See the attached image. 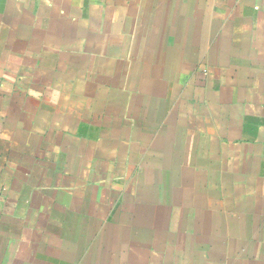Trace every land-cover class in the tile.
<instances>
[{"label": "crops", "instance_id": "1", "mask_svg": "<svg viewBox=\"0 0 264 264\" xmlns=\"http://www.w3.org/2000/svg\"><path fill=\"white\" fill-rule=\"evenodd\" d=\"M0 264H264V0H0Z\"/></svg>", "mask_w": 264, "mask_h": 264}, {"label": "rangeland", "instance_id": "2", "mask_svg": "<svg viewBox=\"0 0 264 264\" xmlns=\"http://www.w3.org/2000/svg\"><path fill=\"white\" fill-rule=\"evenodd\" d=\"M228 154H229L231 157H234V153H228ZM255 157H256V156H253V155H252V156L248 157V161H247V160H246V161H247V162H251L252 159H256ZM237 158H238V156H237Z\"/></svg>", "mask_w": 264, "mask_h": 264}]
</instances>
